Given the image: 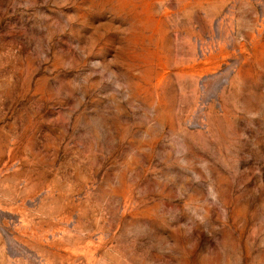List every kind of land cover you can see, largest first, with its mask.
Returning <instances> with one entry per match:
<instances>
[{
    "label": "rangeland",
    "instance_id": "rangeland-1",
    "mask_svg": "<svg viewBox=\"0 0 264 264\" xmlns=\"http://www.w3.org/2000/svg\"><path fill=\"white\" fill-rule=\"evenodd\" d=\"M0 264H264V0H0Z\"/></svg>",
    "mask_w": 264,
    "mask_h": 264
}]
</instances>
